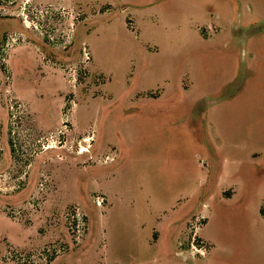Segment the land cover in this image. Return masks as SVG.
I'll list each match as a JSON object with an SVG mask.
<instances>
[{
	"label": "rangeland",
	"instance_id": "1",
	"mask_svg": "<svg viewBox=\"0 0 264 264\" xmlns=\"http://www.w3.org/2000/svg\"><path fill=\"white\" fill-rule=\"evenodd\" d=\"M112 2L0 0V264H264V0Z\"/></svg>",
	"mask_w": 264,
	"mask_h": 264
},
{
	"label": "crops",
	"instance_id": "2",
	"mask_svg": "<svg viewBox=\"0 0 264 264\" xmlns=\"http://www.w3.org/2000/svg\"><path fill=\"white\" fill-rule=\"evenodd\" d=\"M117 1V0H116ZM146 0H118V2L113 3V6L111 7V9L107 10L106 12H112V13H118V12H124V13H130L132 14L135 18H136V26L138 25L140 20H143V18L145 16H147V13L153 14V13H159L162 12L165 8H167L166 13L164 14V16H160L162 19H170L172 18V3H168L172 0H166L164 3L158 0H155L154 2H150L149 4L145 3ZM247 1H252L255 2V0H247ZM118 3V4H117ZM119 5H121L122 7H120ZM248 3L246 4V10L245 13L244 11L241 9V12L239 14V22L242 24V22H246L245 24H247V26H252L255 25L256 22H258V20L256 22H251V20H245L244 14L247 15L248 13ZM230 16L232 18H229L228 20H223V22H225L226 28L229 26V30L231 33L234 34V42L236 41L238 42H245L247 39V36L244 38H239L237 37V35H235L234 30L238 31V26L234 25V16H235V10H236V6H234L233 4H231L230 8ZM132 12V13H131ZM213 17V16H212ZM211 19V18H210ZM212 20V19H211ZM240 24V25H241ZM212 29L214 32L219 31L220 28H215L214 26H212ZM251 33H249L250 35ZM92 138V137H91ZM83 138L79 140V142H81L82 144ZM90 144L92 143V140H90L89 142ZM77 156L83 157V155H85L86 153H84L83 151L80 153H77ZM99 158H97L98 160ZM99 162V161H98ZM105 163V162H104ZM235 191H232L231 193H234Z\"/></svg>",
	"mask_w": 264,
	"mask_h": 264
},
{
	"label": "flooded vegetation",
	"instance_id": "3",
	"mask_svg": "<svg viewBox=\"0 0 264 264\" xmlns=\"http://www.w3.org/2000/svg\"><path fill=\"white\" fill-rule=\"evenodd\" d=\"M261 24H262V23H261ZM261 24H260V25L257 24V26H256V24L250 26V27L247 29V31H246L245 33L237 32V31H235V30H234V33L237 35V37H239V38H244V37L247 36L248 32H249V33H257V32H261L262 29H263Z\"/></svg>",
	"mask_w": 264,
	"mask_h": 264
},
{
	"label": "built area",
	"instance_id": "4",
	"mask_svg": "<svg viewBox=\"0 0 264 264\" xmlns=\"http://www.w3.org/2000/svg\"><path fill=\"white\" fill-rule=\"evenodd\" d=\"M84 56L87 57L88 54L86 53L85 49H83Z\"/></svg>",
	"mask_w": 264,
	"mask_h": 264
}]
</instances>
